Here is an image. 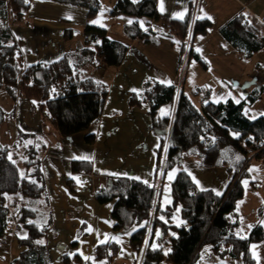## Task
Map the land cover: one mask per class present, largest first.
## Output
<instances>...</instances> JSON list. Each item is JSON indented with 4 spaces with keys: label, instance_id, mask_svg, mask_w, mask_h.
I'll return each instance as SVG.
<instances>
[{
    "label": "trees",
    "instance_id": "obj_1",
    "mask_svg": "<svg viewBox=\"0 0 264 264\" xmlns=\"http://www.w3.org/2000/svg\"><path fill=\"white\" fill-rule=\"evenodd\" d=\"M32 1L25 4L23 0H0V90L14 106L11 115L17 99H25L60 138H68L87 131L99 121L108 95L105 84L84 76L83 71L98 63L120 66L127 47L109 38L105 29L88 24L82 31L81 49L65 53L53 62L25 66L24 53L12 27L28 26L24 19ZM52 1L84 8L87 19H93L101 11L103 0ZM108 14L133 18L123 26L128 39L141 44L156 43L158 31L142 21L159 20L156 0H113ZM254 28V23L240 14L222 32L235 47H246L250 55L264 47V38L256 40ZM160 32L174 36L181 53L186 51L189 58L206 67L204 59L187 46L192 37L206 33L204 26H191L186 17L171 20ZM73 33L72 29L65 30L64 39L69 40ZM253 100L254 97H248L239 102H206L196 107L176 85L160 82H147L141 92L129 95L130 106H147L154 127L160 123L166 127L160 137L156 162L158 170L163 137H167L162 174L174 166L179 168L183 154L193 158L199 168L222 167L233 175L240 171L235 182L217 195L211 189H199L189 174L179 169L171 183L172 205L164 209L156 203L155 187L128 177H108L107 185L94 193V199L98 204H111L114 231L129 232V247L137 256L135 264H200L199 252L204 246H209L220 259L255 264L251 244L264 239L261 225H253L245 238L234 233L236 202L243 196L242 180L248 174L247 155L264 162V114L255 118L247 115ZM164 108H167L165 118L161 114ZM3 121L0 112V125ZM17 133L11 145L0 143V239L14 220L26 231V236L18 241L23 250L14 264H47L44 239L51 227V210L42 171L46 145L36 136ZM84 142L91 145L94 135H86ZM237 152L243 155L239 160ZM70 171L91 175L93 168L88 161H72ZM66 185L70 192H75L71 180ZM176 205L180 206L181 225L158 218L161 215L170 219ZM120 252L118 244L107 242L94 247L93 257L111 261ZM74 259L75 264L80 262L79 256Z\"/></svg>",
    "mask_w": 264,
    "mask_h": 264
},
{
    "label": "crops",
    "instance_id": "obj_2",
    "mask_svg": "<svg viewBox=\"0 0 264 264\" xmlns=\"http://www.w3.org/2000/svg\"><path fill=\"white\" fill-rule=\"evenodd\" d=\"M111 6L107 7L104 15L99 12L93 19H87V11L84 8L60 4L52 0H33L24 19L28 26L12 27V32L20 42L24 53L25 66L53 62L65 53L79 50V46H83V28L88 24L105 29L109 38L127 47L120 66L108 68L98 63L94 68H86L82 73L108 87V95L103 107L105 110L103 109L99 121L87 131L68 138H60L55 133L57 136L53 134L54 143H45L44 127L47 123L40 119L37 111H34L27 100L21 103L24 110L16 126L26 127L27 130L23 132L17 129L18 132L36 136L46 145L42 157V171L51 210V227L44 239L47 264H75L74 258L77 256L80 257L78 264H112L121 252L111 261L94 260L93 249L107 242H114L121 248L118 242V237L121 235L126 247L131 251L133 263L135 262L137 256L129 247V232L118 234L112 228L111 204H98L94 199V193L107 185V178L110 176L128 177L153 186L157 190L156 203L159 208L164 209L172 205L171 183L177 171L175 174L170 172L166 185L160 182L157 187L155 186L158 179L155 150L160 144L159 141L157 144V140L165 132V128L161 123L158 127L153 126L146 105L141 107L129 105V95L141 92L147 82H160L165 85H177L178 82V85L181 84V87L177 85L178 89L185 94L183 84L185 86L188 82L189 67L192 66L198 71V68L191 64L194 60L188 57L187 52H180L177 39L160 32L165 30L171 20L188 17L191 26L199 24L206 28L204 35H195L187 45L206 63V67L203 68L204 99L198 101L199 106L206 102L217 103L228 100L237 102L254 97L249 108L256 110L260 115L264 114V47L247 55L246 47L240 45L235 47L222 32L227 23L242 14L247 22L254 23L256 40L264 38V0H156V7L160 13L159 20L146 18L142 20L148 23L149 28L158 31L155 44H141L125 37L123 26L129 24V21L121 18L122 15L110 16L108 9ZM162 6L163 11H161ZM60 8L65 10L64 16L53 13ZM180 14H183L182 18ZM209 16L211 19H208ZM129 19L133 21V18L129 17ZM111 21H118V28H111ZM72 25L76 26L77 31L70 28ZM67 29L74 30V35L81 33V45L80 43L78 47L73 45L74 35L69 41L64 39ZM106 72H110V76L104 81L103 74ZM189 85L192 87L191 83ZM113 89L118 104L110 103L109 97ZM133 89L136 91H132ZM20 100L21 98L17 99V105ZM15 109H18L16 105ZM103 120L109 121L112 126L106 130L102 129ZM121 123H129L132 126L125 137L134 136L137 139L130 147L122 137L128 130L123 132ZM117 131L121 132L115 136ZM17 134L16 132V136ZM88 134L94 135V142L91 145L84 142V137ZM146 135L156 136L157 139L151 140L152 153L147 156L144 164L141 161L143 159L140 160L139 157L143 156L147 148L144 144ZM150 136L148 137L151 139ZM134 151L137 159L130 157ZM113 155L116 158L114 160L111 159ZM254 159L256 162L248 163L246 168L248 185L245 187L242 184L244 193L236 202L237 225L234 227V233L241 238L247 237L255 224H260L264 231V162ZM72 161L90 162L93 173L72 174L70 171ZM193 166L197 167L194 162ZM199 169L207 171V168ZM249 169L255 170L250 172ZM158 173L162 175V172ZM220 173H222L221 178L226 179L228 183L231 174L225 168L220 170ZM169 176L172 178L169 179ZM189 176L192 179V175ZM67 180L72 181L75 192H70L66 185ZM225 188L224 186L220 195ZM158 218L165 223L181 225L180 206L176 205L173 208L170 219L167 220L161 215H158ZM25 236V229L11 220L4 237L0 239V264H14L23 250L18 241ZM72 243L76 245L71 246ZM251 251L256 260L255 264H264V239L251 244ZM199 255L200 264H242L238 260L218 258L209 246L202 247ZM84 257L89 259L85 260Z\"/></svg>",
    "mask_w": 264,
    "mask_h": 264
},
{
    "label": "rangeland",
    "instance_id": "obj_3",
    "mask_svg": "<svg viewBox=\"0 0 264 264\" xmlns=\"http://www.w3.org/2000/svg\"><path fill=\"white\" fill-rule=\"evenodd\" d=\"M112 1L110 0H104L102 1V9L100 11V14L101 15H104L105 14V11L107 9V7L110 5H112ZM65 10L63 8H60V9H56L53 13L55 15H60V16H64ZM121 18H126L125 20H128L130 21L131 19H129V17H126V16H123ZM118 20V19H117ZM123 20V19H122ZM118 21H111L110 23V27L111 28H118ZM70 28H73L75 29V31H77V28L76 26L72 25L70 26ZM78 34V35H77ZM74 35V41H73V45L75 47H78V43H80L81 45V33H77ZM17 35L19 36V32H17ZM72 35V36H73ZM81 36V37H80ZM71 39V38H70ZM69 39V40H70ZM69 40H66V41H69ZM82 46V45H81ZM81 46L80 49H81ZM79 49V48H78ZM193 63L191 64H194V66H196V68H198V71H195L193 69L192 66L189 67L188 69V82L186 83V85L184 86L183 84V89H185V94L192 100V103L196 106V107H199V100H202L204 99V69L199 66L198 64L196 65V63L194 61H192ZM110 68V67H108ZM102 72H100L101 74ZM183 73V72H181ZM110 76V72H106L103 74V80L106 81L108 79V77ZM185 76V74H184ZM100 77V76H98ZM177 85H178V82H176ZM191 83L192 87L189 85ZM176 85V86H177ZM179 87H181V84L178 85ZM177 86V87H178ZM196 88V89H195ZM194 89V90H193ZM195 91L197 93H195ZM110 103H115V104H118L117 102V99H116V93H115V90L113 89L112 92H111V95H110ZM199 98V99H198ZM25 101V99H21L19 101V105L15 104L16 107H18V109H15V112L13 115H11L13 113V108L14 106H12V103L10 101V99L6 96V94L4 93L3 90H0V112L2 113V115L4 116V121L3 123L0 125V143L3 144V145H11L12 142L14 141L15 139V136H16V132H18L17 129H20L21 131H26V127H20V126H16L17 122H18V118L20 115H22V111L24 110V107L23 105H21V103L23 104V102ZM104 109V108H103ZM105 110V109H104ZM165 111H162V116H166V112H167V108H164ZM16 115H17V118H16ZM247 115L250 117V118H255V117H258L260 114H258L256 112V110L252 109V108H249L248 111H247ZM102 129L106 130L108 127H111L112 125L109 123V121H106V120H103L102 121ZM121 127H123V132H125L126 130V134L123 133L124 136H122L124 138V140L126 141V143L128 144V146L130 147L133 143H135L137 141V139L132 136L130 138H126L125 136H127L129 133V129L132 128L131 124L129 123H121L120 124ZM163 128H165L164 130H166V127L162 126ZM44 130H45V136H46V139H45V143L47 142L48 144L50 143H54V135L55 132L54 130L47 124L45 127H44ZM121 131H117L115 136L118 135ZM55 136H57L55 134ZM150 135H146V137L144 138V144L146 145V151H144V154L142 157H139V159L141 160V158L143 160H141L144 164H146V158L147 156H149L152 152H151V146H152V141L151 140H155L156 141V136H153L151 135V139L148 137ZM161 135L159 136V140H157V144H158V141L159 143L161 144ZM105 140V138H103ZM164 139V143L162 144L161 146V149H162V155H161V161L159 163V169L157 170V174H158V179H159V182H158V179H157V182L155 184V186L157 187L158 184L160 182H163L164 185L167 184V181H168V178L167 176L171 173H174L176 171H178L179 169H183L185 171H189L192 175V179L193 177H195V180L196 181H199V185H197V187L199 189H211L213 190L215 193L217 192H221L224 188V186L227 188L228 184L229 183H234L235 180L237 179L238 176H240V171L239 172H236L234 173H230L231 176H230V179L228 181V183L226 182V179L223 180L221 178V174L220 173V170H223L222 167H218L219 169H207V171H204V169H199L197 167H194L193 166V162H195V160L189 156H187L186 154H183L182 156V164L181 166L178 168L177 166H174L172 167L171 169L167 170L164 174L160 175L158 172H162L161 171V167H162V160H163V156L165 155V152H166V148H167V137H163ZM106 141V140H105ZM160 144H158V148L160 147ZM158 148L155 150V162H157V151H158ZM136 151L132 152V154L130 155L131 158H134V159H137L136 158ZM236 157H240L242 158L243 155L240 153V152H237L236 154ZM248 161L247 163H251V162H256V160L253 158L254 155H251V154H248ZM111 159L114 160L116 159L115 158V155L111 156ZM255 160V161H254ZM252 163V166L253 164ZM99 169V168H97ZM210 170V171H208ZM148 173V172H147ZM166 175V176H165ZM246 180V181H245ZM227 184H226V183ZM247 182V183H245ZM231 184V185H232ZM242 184L246 187L248 185V181L246 179V177L242 180ZM227 185V186H226ZM225 188V190H226ZM224 190V191H225ZM163 191H164V187H163ZM223 193V192H222ZM126 234L127 232L125 231H120L118 232V234ZM118 242L120 243L121 245V255L118 256L116 259L113 260L112 264H135L133 263V260L131 258V255H130V252L128 247H126L125 243H124V240H123V235H121V237H118ZM136 264H139V262H136Z\"/></svg>",
    "mask_w": 264,
    "mask_h": 264
},
{
    "label": "snow or ice",
    "instance_id": "obj_4",
    "mask_svg": "<svg viewBox=\"0 0 264 264\" xmlns=\"http://www.w3.org/2000/svg\"><path fill=\"white\" fill-rule=\"evenodd\" d=\"M23 2L25 3V4H28L29 3V0H23ZM161 11H163V6L161 7ZM182 16H183V14H180V18H182ZM69 19L71 18V17H68ZM208 19H211V17L209 16L208 17ZM93 23H96L95 21H93ZM129 23H131V21H129ZM132 91H136L135 89H133ZM237 102H239V101H237ZM239 159H241L240 157H237V160H239ZM255 169H249V171L251 172V171H254ZM189 175H191V173H189ZM172 177L171 176H169V179H171ZM193 181L197 184V185H199V181H196L195 180V177H193ZM78 183H79V180H78ZM245 183H247V182H245ZM217 195H220V193L219 192H217L216 193ZM134 231H135V229H133ZM89 231H91V229H89ZM159 234V233H158ZM243 238V237H242ZM104 241H101V243H103ZM37 243H40V244H42L43 243V241H37ZM153 247H155V245L153 246ZM253 248H255V246H253ZM205 251H207V249L205 250ZM111 254V253H110ZM165 254H167V253H165ZM84 259L85 260H87V259H89V257H84Z\"/></svg>",
    "mask_w": 264,
    "mask_h": 264
}]
</instances>
